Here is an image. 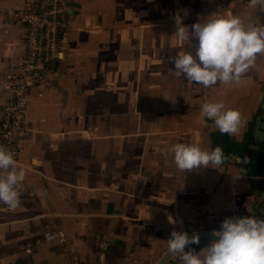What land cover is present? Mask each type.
<instances>
[{"label": "crops", "instance_id": "obj_1", "mask_svg": "<svg viewBox=\"0 0 264 264\" xmlns=\"http://www.w3.org/2000/svg\"><path fill=\"white\" fill-rule=\"evenodd\" d=\"M64 1L63 58L29 96L17 159L21 205L0 203V264H155L174 230L264 220V56L240 84L207 88L171 63L187 50L177 13L190 27L232 15L259 26L264 12L247 0ZM21 3L0 0V10ZM22 33L0 16V104ZM215 102L241 113L239 135L221 134L204 117L201 106ZM177 143L220 146L227 159L220 169L183 173L171 151ZM179 255L168 264H182Z\"/></svg>", "mask_w": 264, "mask_h": 264}, {"label": "clouds", "instance_id": "obj_2", "mask_svg": "<svg viewBox=\"0 0 264 264\" xmlns=\"http://www.w3.org/2000/svg\"><path fill=\"white\" fill-rule=\"evenodd\" d=\"M247 3L264 12V0ZM174 22L175 33L187 50L172 57L171 63L176 74L188 83L205 88L217 83L240 84L257 57L264 56V24H245L232 15L197 21L189 27L183 24L179 13ZM201 110L221 134L239 135L243 122L238 110L227 108L223 102L204 103ZM171 151L176 167L183 173L200 168L220 169L227 159L220 146L205 150L198 144L177 143ZM24 179L25 171L18 166L12 151L0 146V203L17 209ZM211 235L216 239L197 252L190 245L199 244L198 234L189 236L174 230L168 239V253L180 254L182 264H264V220L228 217Z\"/></svg>", "mask_w": 264, "mask_h": 264}, {"label": "built area", "instance_id": "obj_3", "mask_svg": "<svg viewBox=\"0 0 264 264\" xmlns=\"http://www.w3.org/2000/svg\"><path fill=\"white\" fill-rule=\"evenodd\" d=\"M2 17L23 32L21 54L5 74L7 97L0 104V146L11 150L17 161L28 132L31 88L54 73L63 58L69 12L64 0H22Z\"/></svg>", "mask_w": 264, "mask_h": 264}, {"label": "water", "instance_id": "obj_4", "mask_svg": "<svg viewBox=\"0 0 264 264\" xmlns=\"http://www.w3.org/2000/svg\"><path fill=\"white\" fill-rule=\"evenodd\" d=\"M255 156V153H254ZM211 230L208 229H199L191 232H187L189 236H192L193 234H198L200 239H208V240H214L216 237H213L211 235ZM174 256V254L168 253V248L164 251V253L161 255V257L155 262V264H168L171 260V258Z\"/></svg>", "mask_w": 264, "mask_h": 264}, {"label": "trees", "instance_id": "obj_5", "mask_svg": "<svg viewBox=\"0 0 264 264\" xmlns=\"http://www.w3.org/2000/svg\"><path fill=\"white\" fill-rule=\"evenodd\" d=\"M261 184H263L262 182H255V181H252L251 182V186H252V188H260L262 185ZM262 188V190L264 191V187H261Z\"/></svg>", "mask_w": 264, "mask_h": 264}, {"label": "rangeland", "instance_id": "obj_6", "mask_svg": "<svg viewBox=\"0 0 264 264\" xmlns=\"http://www.w3.org/2000/svg\"><path fill=\"white\" fill-rule=\"evenodd\" d=\"M18 6H20V5H18ZM8 10H11V9H4V11L3 10L2 11L0 10V16H5L7 14V11ZM2 20H4L6 23L9 24V21H7L6 19H4L3 17H2Z\"/></svg>", "mask_w": 264, "mask_h": 264}]
</instances>
